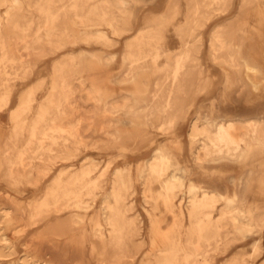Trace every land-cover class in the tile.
Wrapping results in <instances>:
<instances>
[{
    "label": "rangeland",
    "instance_id": "obj_1",
    "mask_svg": "<svg viewBox=\"0 0 264 264\" xmlns=\"http://www.w3.org/2000/svg\"><path fill=\"white\" fill-rule=\"evenodd\" d=\"M171 258L264 264V0H0V264Z\"/></svg>",
    "mask_w": 264,
    "mask_h": 264
},
{
    "label": "bare ground",
    "instance_id": "obj_2",
    "mask_svg": "<svg viewBox=\"0 0 264 264\" xmlns=\"http://www.w3.org/2000/svg\"><path fill=\"white\" fill-rule=\"evenodd\" d=\"M9 18H11V17H9ZM8 18V19H9ZM13 20V19H12ZM27 41V40H26ZM3 50V49H2ZM238 101H239V99H238ZM14 111V110H13ZM16 112V111H15ZM15 112H14V114H15ZM17 112H18V110H17ZM13 114V115H14ZM12 115V116H13ZM17 115V114H16ZM44 115L42 114V117H43ZM13 118H15V115H14V117ZM17 119V118H16ZM260 128V127H259ZM221 153V152H220ZM212 155V152H211V150L210 149H207L206 150V152H205V157H207V158H209L210 156ZM183 176V173L182 172H179L178 174H177V177H182ZM207 199V198H206ZM208 200V199H207ZM207 245H208V243H207ZM123 246H124V244H123V242H121V243H119L118 244V247L119 248H122L123 249ZM174 259H169V262L167 263V264H174Z\"/></svg>",
    "mask_w": 264,
    "mask_h": 264
}]
</instances>
